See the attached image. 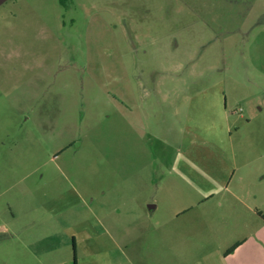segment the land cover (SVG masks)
<instances>
[{"label":"rangeland","instance_id":"374dc122","mask_svg":"<svg viewBox=\"0 0 264 264\" xmlns=\"http://www.w3.org/2000/svg\"><path fill=\"white\" fill-rule=\"evenodd\" d=\"M260 172L264 0L0 5V264L218 254Z\"/></svg>","mask_w":264,"mask_h":264},{"label":"crops","instance_id":"0c3cea01","mask_svg":"<svg viewBox=\"0 0 264 264\" xmlns=\"http://www.w3.org/2000/svg\"><path fill=\"white\" fill-rule=\"evenodd\" d=\"M235 175V171L233 173L232 179ZM255 176L252 177L251 182L255 183H261L264 186V174L262 172L254 174ZM232 179L228 182H224L225 186L221 187V193L224 196L225 200L228 199H234L236 201V204H239L240 206H225L226 210H229L231 214H239L241 216V222L238 224H232L228 221V218L223 223V226L228 225H240V229L244 228L245 230H249V232L245 235H238L232 234L227 236L225 240V246L220 249L218 254H208L205 256L200 255L199 253H193L191 255H181L179 253H175L173 255H170L168 262H176L179 264H189L191 261H194L196 259L197 262H200L201 264H264V211L260 208H257L253 204H250L251 198L254 197V200H256V195L252 194L249 191H233L231 190V183ZM247 176L240 177L239 183L244 184L245 182H248ZM257 184L255 186H257ZM245 185V184H244ZM241 188V186H240ZM263 194V193H262ZM215 194H207L205 196L206 202H209L211 199L214 200ZM205 206V205H204ZM204 206H201V212L194 213L199 215H193L190 218L184 220L183 225L186 227V229H189L192 227L193 223L197 224H205L210 223V215L211 211H209V208H205ZM150 210H156L155 206L150 207ZM192 212V211H191ZM181 214V213H180ZM243 214L246 216V218H242ZM179 215V214H178ZM235 219L236 215H231ZM232 227V226H231ZM237 227V226H235ZM234 228V227H233ZM237 229V228H236ZM253 229V230H252ZM191 241L188 242V240ZM187 244L193 245L194 242H192V237H187ZM172 245H179V242L174 241L171 243ZM235 245H238L232 252L228 253V251L234 247ZM192 247V246H191ZM192 250V249H191ZM156 258V257H155ZM161 260H165L166 257L159 256ZM199 263V264H200Z\"/></svg>","mask_w":264,"mask_h":264},{"label":"trees","instance_id":"16d2710c","mask_svg":"<svg viewBox=\"0 0 264 264\" xmlns=\"http://www.w3.org/2000/svg\"><path fill=\"white\" fill-rule=\"evenodd\" d=\"M61 4L65 7H67L68 3H69V0H60ZM238 245H235L234 247H232L228 253L232 252Z\"/></svg>","mask_w":264,"mask_h":264},{"label":"water","instance_id":"95a60500","mask_svg":"<svg viewBox=\"0 0 264 264\" xmlns=\"http://www.w3.org/2000/svg\"><path fill=\"white\" fill-rule=\"evenodd\" d=\"M8 0H0V5L4 4Z\"/></svg>","mask_w":264,"mask_h":264}]
</instances>
